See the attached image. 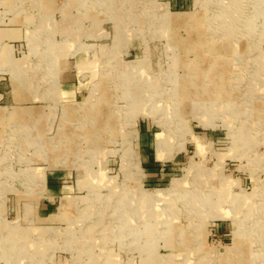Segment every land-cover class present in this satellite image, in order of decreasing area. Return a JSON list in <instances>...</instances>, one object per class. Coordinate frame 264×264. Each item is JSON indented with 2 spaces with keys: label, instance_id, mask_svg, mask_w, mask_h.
I'll list each match as a JSON object with an SVG mask.
<instances>
[{
  "label": "rangeland",
  "instance_id": "374dc122",
  "mask_svg": "<svg viewBox=\"0 0 264 264\" xmlns=\"http://www.w3.org/2000/svg\"><path fill=\"white\" fill-rule=\"evenodd\" d=\"M256 107L264 0H0V264L260 253Z\"/></svg>",
  "mask_w": 264,
  "mask_h": 264
},
{
  "label": "bare ground",
  "instance_id": "6f19581e",
  "mask_svg": "<svg viewBox=\"0 0 264 264\" xmlns=\"http://www.w3.org/2000/svg\"><path fill=\"white\" fill-rule=\"evenodd\" d=\"M109 8V7H108ZM112 8V7H111ZM134 18V17H133ZM193 18H194V14H186V16H182V14H173L172 16H171V20H172V22H174V23H185V22H187V21H192L193 20ZM139 21V20H138ZM224 21H227V20H221L220 19V24H222V23H224ZM135 22V21H134ZM226 23H228V22H226ZM128 32V31H127ZM199 33V32H198ZM126 35V34H125ZM200 42L202 41V39H198ZM209 46H210V48L211 49H213L214 48V46H216L215 44H209ZM211 46H213V47H211ZM233 52V51H232ZM205 55V54H204ZM232 55H234V54H232ZM146 65V64H145ZM200 69V68H199ZM211 67L206 71L207 73H210L211 72ZM200 71H201V69H200ZM134 72V71H133ZM137 72V71H136ZM141 72V71H140ZM140 74H143V73H140ZM155 74H157V73H155ZM212 77H215V74H213L212 73ZM241 76V75H240ZM152 86V85H151ZM153 88V87H152ZM239 89V88H238ZM101 90V89H100ZM130 91V90H129ZM67 93V92H66ZM68 94V93H67ZM232 94H233V91H232ZM191 95V94H190ZM122 96V95H121ZM156 97V96H155ZM150 98V97H149ZM194 99V98H193ZM234 99H235V96H234ZM233 99V96H232V100H234ZM196 102V101H195ZM198 102V101H197ZM196 104V103H195ZM256 109L258 110V111H262V110H264V108H262V107H256ZM176 112V111H175ZM21 116V115H20ZM258 117H260V115L258 114ZM18 118H19V114H18ZM115 120V119H114ZM162 139V138H161ZM166 141H165V139H162V140H160V142H159V149L161 148L162 149V147H164V146H166ZM68 151V150H67ZM69 152V151H68ZM67 153V152H66ZM56 154V153H55ZM64 154V153H63ZM57 156V155H56ZM70 202L69 203H67L66 205H67V207H69L70 206ZM154 207V206H153ZM255 208V207H254ZM109 215V214H108ZM117 219V218H116ZM263 229H264V226H263ZM240 232V231H239ZM237 235L235 236V243H236V246H237V241H238V239L240 238V237H238V234L239 233H236ZM263 245V251L261 250V252L259 253L258 251H256V253L255 252H253L252 253V251H250L248 248H245V249H243V250H241V251H239L240 253H241V257H240V259L238 260V264H248V263H251V264H258V263H260V262H264V244H262ZM237 248V247H236ZM114 262V261H113Z\"/></svg>",
  "mask_w": 264,
  "mask_h": 264
}]
</instances>
